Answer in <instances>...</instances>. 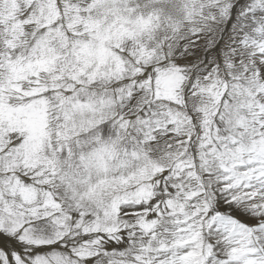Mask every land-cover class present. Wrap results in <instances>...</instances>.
<instances>
[{
	"label": "snow or ice",
	"instance_id": "obj_1",
	"mask_svg": "<svg viewBox=\"0 0 264 264\" xmlns=\"http://www.w3.org/2000/svg\"><path fill=\"white\" fill-rule=\"evenodd\" d=\"M0 264H264V0H0Z\"/></svg>",
	"mask_w": 264,
	"mask_h": 264
}]
</instances>
